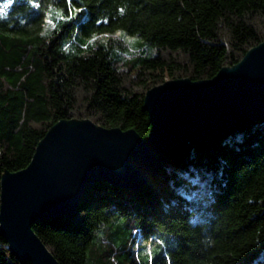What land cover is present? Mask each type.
<instances>
[{"label":"trees","instance_id":"trees-1","mask_svg":"<svg viewBox=\"0 0 264 264\" xmlns=\"http://www.w3.org/2000/svg\"><path fill=\"white\" fill-rule=\"evenodd\" d=\"M117 32L134 54L95 41ZM262 42L264 0H11L0 12V179L60 121L147 137L149 89L211 79ZM32 230L58 264H264V117L197 146L174 141L140 190L99 182ZM0 264L29 263L0 236Z\"/></svg>","mask_w":264,"mask_h":264},{"label":"water","instance_id":"water-1","mask_svg":"<svg viewBox=\"0 0 264 264\" xmlns=\"http://www.w3.org/2000/svg\"><path fill=\"white\" fill-rule=\"evenodd\" d=\"M147 137L89 120L60 121L23 170L0 179V236L20 263L58 264L32 226L71 214L84 194L106 182L138 191L165 167L174 141L197 146L264 117V42L208 80L165 81L149 89Z\"/></svg>","mask_w":264,"mask_h":264},{"label":"rangeland","instance_id":"rangeland-1","mask_svg":"<svg viewBox=\"0 0 264 264\" xmlns=\"http://www.w3.org/2000/svg\"><path fill=\"white\" fill-rule=\"evenodd\" d=\"M11 0H0V12H3L7 9V7L10 5ZM50 14L47 16L45 20V31L50 30L53 27L52 19L49 18ZM114 39V41L119 42L121 45L124 46V49H127L131 52V54H134V44L136 43V40L132 37L123 35L122 33H114L112 36L108 35H102L95 39L96 42L105 41L107 39Z\"/></svg>","mask_w":264,"mask_h":264}]
</instances>
